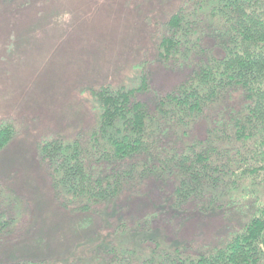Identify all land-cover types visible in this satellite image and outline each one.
Here are the masks:
<instances>
[{"label":"rangeland","instance_id":"374dc122","mask_svg":"<svg viewBox=\"0 0 264 264\" xmlns=\"http://www.w3.org/2000/svg\"><path fill=\"white\" fill-rule=\"evenodd\" d=\"M184 1L0 0V122L16 130L0 151V187L4 210L20 220L0 238V264L30 257L43 264H104L113 247L145 255L159 242L219 244L240 226L232 211L200 209L203 201L175 206L173 180L154 173L137 174L111 202L84 211L54 187L40 157L45 140H71L95 128L99 104L92 87L131 88L144 70L152 93L140 99L152 107L156 92L184 80L157 55L162 26ZM208 116L185 138L170 133L164 148L205 139L213 111ZM123 228L126 233L116 232Z\"/></svg>","mask_w":264,"mask_h":264},{"label":"trees","instance_id":"16d2710c","mask_svg":"<svg viewBox=\"0 0 264 264\" xmlns=\"http://www.w3.org/2000/svg\"><path fill=\"white\" fill-rule=\"evenodd\" d=\"M162 28L158 60L184 80L168 93L154 92L152 107L140 99L152 93L147 71L131 88L92 87L95 128L71 140H45L41 161L54 187L84 211L111 202L137 174L154 173L173 180L175 206L199 200L202 210L220 208L239 219L219 244L159 242L145 255L122 245L104 264H264V0H185ZM212 111L205 139L164 148L170 133L185 138ZM15 135L12 123L0 122V151ZM4 200L0 187V238L20 222Z\"/></svg>","mask_w":264,"mask_h":264}]
</instances>
